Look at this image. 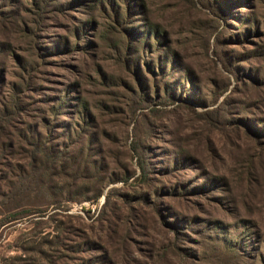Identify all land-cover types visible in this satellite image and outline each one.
Masks as SVG:
<instances>
[{
    "label": "rangeland",
    "instance_id": "374dc122",
    "mask_svg": "<svg viewBox=\"0 0 264 264\" xmlns=\"http://www.w3.org/2000/svg\"><path fill=\"white\" fill-rule=\"evenodd\" d=\"M44 1L0 0V264H264V0Z\"/></svg>",
    "mask_w": 264,
    "mask_h": 264
},
{
    "label": "trees",
    "instance_id": "16d2710c",
    "mask_svg": "<svg viewBox=\"0 0 264 264\" xmlns=\"http://www.w3.org/2000/svg\"><path fill=\"white\" fill-rule=\"evenodd\" d=\"M49 0H45L44 1V5L47 4ZM50 1H54V0H50ZM122 2L125 5V19L129 20L128 23H125L126 20H123L122 22H120V19L122 17L121 12H120V8L118 5V2ZM94 5H88L86 4L85 7L87 6L88 9L93 10L95 8H99L105 15H107L108 17L112 18V20L117 24V27L115 26H111L110 29L108 30V34H121L122 36H124L126 39H131L133 32H135V28L134 26L131 27H127L128 24H134L135 21H132L133 15L136 11H133L134 5H136L137 11H144V5H143V1L142 0H92L91 1ZM37 3V1H36ZM36 5L41 6L39 3H37ZM43 5V6H44ZM59 9L63 11L64 6H59ZM92 18V17H91ZM90 27V23L86 22L83 24V28L81 29L82 32H84L85 30L89 29ZM151 31L155 32V35H158L157 30H153L152 27H150L147 32L151 33ZM120 35V36H121ZM111 42H113L111 40ZM115 47H118V43L113 42ZM128 59H125L126 63H131L127 61ZM225 69H227L228 71H231L232 73H234V75L237 77L235 69L230 65V61L229 59L227 60H221ZM234 70H233V69ZM254 83L255 81L252 80ZM83 108L86 110V106L85 104H83ZM24 109V107H22V105L19 102V98L17 95H14L12 97V103H11V107L7 108L6 110L0 112V129H3L4 127V123H8L9 120L18 115L19 112ZM254 136L258 139V134L255 132ZM134 149L137 151V148L134 147ZM143 167V166H142ZM143 181H147L146 176L142 177ZM22 206H17L15 208H11L8 210V212H11L12 217L11 219L9 218H5L6 216H4L3 212L0 210V226L6 224L7 222H11L16 220V216L19 214H22L20 210ZM244 235V234H243ZM257 238H253L251 240V243L257 242L256 241ZM248 244L245 242H243V247H247ZM236 248H234L233 242L231 243L230 241L227 243V251L229 254H227L229 257H236Z\"/></svg>",
    "mask_w": 264,
    "mask_h": 264
}]
</instances>
